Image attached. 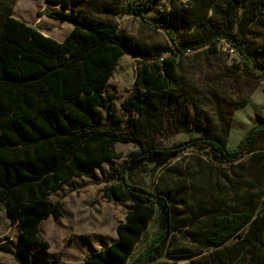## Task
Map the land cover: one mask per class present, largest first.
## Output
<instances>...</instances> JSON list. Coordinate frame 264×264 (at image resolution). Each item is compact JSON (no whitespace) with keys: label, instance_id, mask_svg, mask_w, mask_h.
Masks as SVG:
<instances>
[{"label":"trees","instance_id":"trees-1","mask_svg":"<svg viewBox=\"0 0 264 264\" xmlns=\"http://www.w3.org/2000/svg\"><path fill=\"white\" fill-rule=\"evenodd\" d=\"M15 1L0 0V205L10 223L18 227L17 264H32L37 248H49L41 238L40 226L49 218L63 215V204L51 202L50 195L73 179L88 176L104 163L121 159L122 154L116 151L117 143L134 144L140 152L122 166L117 182L106 186L103 196L108 201L129 203L131 208L125 222L117 227L118 240L90 253L84 261L85 264H128L158 206L162 213L161 231L130 264L153 263L163 253L168 238L177 231L173 223L175 196L130 183V169L146 160L165 167L183 150L197 146L210 148L227 163L243 161L256 150L264 135V117L257 118L256 125L237 149L227 147L230 125L225 128L224 136H219L208 123L199 128L203 133L201 138L179 142L171 148L148 146L143 122H136L126 131L104 125V115L113 107L109 82L124 54L139 58L136 94L128 105L138 115L154 118L160 103L176 96L177 57L204 47L216 51L220 42L225 41L242 54L249 69L247 29L240 24L233 31L237 13L249 0H229L223 16L228 33L211 30L203 35L205 40L192 39L182 45L169 27L173 15L168 16L165 24L152 25L146 20L147 14L164 0H123L126 4L121 5V13L138 16L150 29H166L173 48L156 51L118 32L112 24L88 17L83 8L72 7L89 0H45L60 10L39 13V17L46 16L73 27L62 43L15 19ZM113 8L107 6L104 12L116 15ZM250 74L255 77L253 72ZM262 77L264 68L257 78ZM210 213L203 210L190 214L189 218L197 220ZM189 226V223L183 225ZM213 227L207 238L212 246H221L238 235L258 248L264 236V204L255 201L243 212L216 218ZM247 264H253L252 253Z\"/></svg>","mask_w":264,"mask_h":264},{"label":"rangeland","instance_id":"rangeland-1","mask_svg":"<svg viewBox=\"0 0 264 264\" xmlns=\"http://www.w3.org/2000/svg\"><path fill=\"white\" fill-rule=\"evenodd\" d=\"M123 4H126L123 0H89L72 7L83 8L88 17L112 24L118 32L142 42L151 51L173 48L166 29H150L138 16L121 13ZM228 4L229 0H164L147 14L146 20L152 25L165 24L171 14L174 18L169 27L178 44L192 39L200 42L211 30L228 33L223 19ZM107 6L114 7L117 14H106ZM57 10L59 6L45 0H16L13 16L58 41L69 28L72 30V25L38 16ZM237 17L233 31L240 24L247 29L249 69L242 54L225 41L220 42L216 51L204 47L177 57L176 96L160 103L157 116L152 118L130 110L128 104L136 94L139 58L126 53L109 82L113 107L110 113H105L104 125L126 131L136 122H143L148 146L162 148L201 138L199 128L204 124L208 123L219 136H224L230 125L227 147L237 149L257 118L264 117V77L257 78L264 68V0H249ZM116 151L122 154L121 159L106 162L88 176L73 179L50 196L51 202L63 204V215L41 224V238L49 248H37L35 264H84L87 255L118 240L117 227L125 222L131 205L108 201L103 191L117 182L122 166L140 149L134 144L117 143ZM129 182L175 196L173 223L177 231L168 238L163 253L150 264H247L251 253L253 264L264 262V236L258 248L238 235L218 247L207 240L216 218L243 212L255 201L264 204V135L256 150L243 161L227 163L210 148L197 146L183 150L165 167L152 160L138 162L129 171ZM203 210L211 213L197 220L189 218L190 214ZM187 223L190 226L183 227ZM161 228L162 213L157 206L155 218L128 264L159 235ZM18 236L17 225L10 223L0 205V264H17Z\"/></svg>","mask_w":264,"mask_h":264},{"label":"crops","instance_id":"crops-1","mask_svg":"<svg viewBox=\"0 0 264 264\" xmlns=\"http://www.w3.org/2000/svg\"><path fill=\"white\" fill-rule=\"evenodd\" d=\"M15 19H18V18H16L15 16H13ZM18 20H20V19H18ZM22 21V20H21ZM28 24V23H27ZM29 25V24H28ZM36 29V28H35ZM72 29H73V27H72ZM39 31V30H38ZM72 30H71V28H69L68 29V31L66 32V34H64V37L62 38V40H58V42H60V43H62L64 40H65V38L68 36V34L71 32ZM40 32V31H39ZM42 33V32H41ZM44 36H46V37H50V38H52V39H56V38H54V37H52V36H47L46 34H44V33H42ZM57 193V192H56ZM51 196V195H50ZM50 198V197H49ZM50 219V218H49ZM48 220V219H47ZM46 221V220H45ZM44 222V221H43ZM42 222V223H43ZM16 226V225H15ZM16 247H17V245H16ZM32 264H35V258L33 259V261H32ZM84 264H85V262H84Z\"/></svg>","mask_w":264,"mask_h":264}]
</instances>
